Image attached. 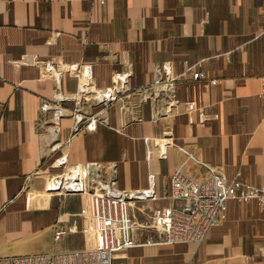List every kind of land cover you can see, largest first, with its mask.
<instances>
[{"label":"crops","instance_id":"crops-1","mask_svg":"<svg viewBox=\"0 0 264 264\" xmlns=\"http://www.w3.org/2000/svg\"><path fill=\"white\" fill-rule=\"evenodd\" d=\"M158 66L174 79L179 105L153 120L162 102H144L141 89L153 85ZM122 71L123 94L105 112L78 95L81 82L106 88ZM263 76L264 0H0V258L86 249L66 241L82 239L69 223L84 199L47 189L63 156L68 166L116 165L123 190L146 189L153 175L166 206L179 167L197 180L206 165L264 184ZM100 112L106 122L95 131L74 130L75 114ZM167 133V157L154 149L147 159L144 139ZM60 226L68 233L56 242ZM133 237L139 245L116 253L114 264H264V209L229 201L226 219L201 244H142L158 239L149 229Z\"/></svg>","mask_w":264,"mask_h":264},{"label":"built area","instance_id":"built-area-1","mask_svg":"<svg viewBox=\"0 0 264 264\" xmlns=\"http://www.w3.org/2000/svg\"><path fill=\"white\" fill-rule=\"evenodd\" d=\"M187 64V62H185ZM47 74L57 82L59 89L60 75L54 65L47 63ZM157 78L153 85L141 89L144 102L159 100L160 109L153 120L170 116L179 105L176 97L175 81L166 80L157 67ZM78 75V70L73 69ZM128 72H117L112 77L109 87L98 88L94 83L83 81L79 85L78 95L102 106L104 112L123 94L124 82ZM194 80L200 78L199 72H193ZM215 84L216 81L212 80ZM260 93L264 96V76L260 79ZM58 101L70 99L62 93L56 95ZM44 111L51 105L43 104ZM186 110H196L194 102L186 103ZM62 110L54 112L55 123L62 117ZM74 130L95 131L98 124L105 123L103 113L84 118L81 114L74 115ZM148 144L147 159L155 149L160 158L167 157L168 148L174 145L170 133L163 138H145ZM58 147L55 144L53 147ZM191 158H193L190 155ZM57 165L63 167L61 173L52 175L48 180V192L60 195H88L91 200L90 213L87 216L88 230L98 235V245L94 248L79 250H62L34 255L12 256L0 258V264H114L116 253L139 245L134 237L135 229L133 206L136 202H154L158 200L154 187V176L149 175V186L142 190H123L117 185L116 165L105 166L98 162L67 165L66 157H60ZM207 176L197 180L176 168L170 180V192L166 199L169 204L162 210L153 213L151 224L142 226L158 235L157 240H147L142 244L173 245L177 243H203L210 230L227 215L229 201L244 203L255 202L264 209V184L255 185L240 179H228L223 173L206 166ZM68 231L60 226L56 229L54 239L61 242Z\"/></svg>","mask_w":264,"mask_h":264},{"label":"rangeland","instance_id":"rangeland-1","mask_svg":"<svg viewBox=\"0 0 264 264\" xmlns=\"http://www.w3.org/2000/svg\"><path fill=\"white\" fill-rule=\"evenodd\" d=\"M74 197H80L85 201L83 203L82 210L80 211V215L78 217H74L76 220L70 222V227H74L78 232L77 236H79L81 241L77 238L72 240V237L67 243L72 247L73 245L79 246L82 248H94L98 245V235L92 231L88 230V220L87 216L90 213V197L88 195H75ZM165 200H157L154 202H145L139 201L136 202L133 206L132 213L134 215L135 221V229L137 231H142V226H147L151 224L153 213L156 210H162L166 206ZM75 216V215H74Z\"/></svg>","mask_w":264,"mask_h":264}]
</instances>
